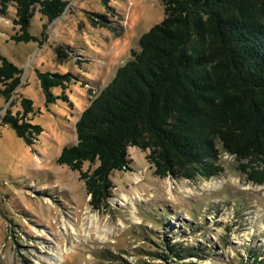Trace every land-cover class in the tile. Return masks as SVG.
I'll list each match as a JSON object with an SVG mask.
<instances>
[{
    "label": "rangeland",
    "instance_id": "rangeland-1",
    "mask_svg": "<svg viewBox=\"0 0 264 264\" xmlns=\"http://www.w3.org/2000/svg\"><path fill=\"white\" fill-rule=\"evenodd\" d=\"M65 1L51 22L35 7V42L11 40L14 5L0 16V55L22 69L16 94L0 96V112L11 101L13 112L21 109L24 96L33 102L31 122L43 129L28 146L0 125V264H264V184L249 181L234 156L221 152V171L209 179L160 178L149 151L128 147L130 168L112 172L100 209L89 204L79 173L57 163L76 142L80 112L164 17L160 0ZM36 69L74 74L68 100L46 104ZM95 166L84 162L82 170ZM211 179L218 185H203Z\"/></svg>",
    "mask_w": 264,
    "mask_h": 264
},
{
    "label": "trees",
    "instance_id": "trees-1",
    "mask_svg": "<svg viewBox=\"0 0 264 264\" xmlns=\"http://www.w3.org/2000/svg\"><path fill=\"white\" fill-rule=\"evenodd\" d=\"M164 17L142 33L139 50L116 69L74 123L76 142L57 163L79 173L89 204L100 209L114 187V171L130 168L127 148L149 151L153 174L194 180L221 171L220 153L239 162L254 184H264V0H160ZM14 5L15 42L37 41L30 19L52 21L65 0H0V16ZM105 19V16L100 15ZM61 54L62 49L57 48ZM22 69L0 55V96L9 101ZM46 104L67 101L70 72L35 70ZM60 94H54L53 88ZM0 112L30 146L43 131L32 123L31 99L22 96ZM96 164L82 170L83 163ZM188 264V263H181Z\"/></svg>",
    "mask_w": 264,
    "mask_h": 264
},
{
    "label": "bare ground",
    "instance_id": "bare-ground-1",
    "mask_svg": "<svg viewBox=\"0 0 264 264\" xmlns=\"http://www.w3.org/2000/svg\"><path fill=\"white\" fill-rule=\"evenodd\" d=\"M204 186H206V187H208V188H213V187H215V186H217L218 185V181H215V180H213V179H211V180H208V181H206V183H204L203 184ZM127 201V200H126ZM91 219H92V217H91ZM93 220H94V222H97V218H96V216H93ZM74 221V220H73ZM64 223V222H63ZM71 223V221L70 222H68V225ZM261 227H260V229H262L263 227H264V224L262 223L261 225H260ZM75 227V226H74ZM73 230V229H72ZM75 230V229H74ZM61 253V252H60ZM60 253H56L55 252V257L57 258V256H61V254ZM55 258L53 257V259H51V258H47V260H49L50 262H52L53 260H54ZM49 262V263H50Z\"/></svg>",
    "mask_w": 264,
    "mask_h": 264
}]
</instances>
